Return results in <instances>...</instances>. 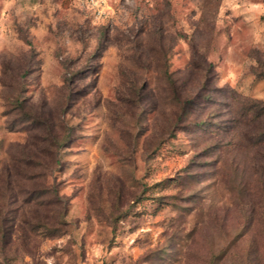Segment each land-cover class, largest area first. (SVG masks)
Segmentation results:
<instances>
[{"label":"rangeland","instance_id":"1","mask_svg":"<svg viewBox=\"0 0 264 264\" xmlns=\"http://www.w3.org/2000/svg\"><path fill=\"white\" fill-rule=\"evenodd\" d=\"M168 76L201 96L174 136ZM253 101L264 0H0V264H264V116L230 121ZM52 117L59 199L24 226Z\"/></svg>","mask_w":264,"mask_h":264},{"label":"trees","instance_id":"2","mask_svg":"<svg viewBox=\"0 0 264 264\" xmlns=\"http://www.w3.org/2000/svg\"><path fill=\"white\" fill-rule=\"evenodd\" d=\"M174 85V81L169 77L167 80V86L171 93L168 98V102L172 107L175 106V108L177 109V111L173 115L174 119L171 121V128L169 131L170 136H174L176 134L177 129L181 126V124L189 121L190 117H192L191 115H193V111L196 107L197 101L201 98L198 91L191 92L188 88L178 91ZM15 105L22 112L24 111L21 103L19 104V102H17ZM260 106L261 103L258 102H246L245 104H241L238 112L236 111L235 113H233L234 111L231 110L233 108L232 105L230 108V121H233L237 125V130L242 129L243 126L250 127L251 125H257V123L262 122L261 120L264 116V107ZM27 116L31 117L29 113H27ZM26 119L30 120V118ZM40 121L43 123L44 132L40 135V146L37 147L39 158L37 159L35 157V161L33 158L25 159L24 164L26 165V168L23 167L21 173L18 174L19 180H17L20 183V187L22 186V188L24 185H26V183H30L32 181H36L38 183V186L35 190H30L27 189L28 187H24V190L22 192L24 194V198L22 197L21 204L16 210V213H18L16 219L18 221H21L24 226L30 225L32 221L41 222L45 220L46 222L47 220H49L48 217H40L36 212L32 213V208L35 205V200L30 197L32 193L38 194L39 197H41V195L45 196L53 194V196L57 200L59 199L56 190L53 187V183L49 182V179L52 178L54 169L58 164L60 149L71 138L67 129L64 127H61L59 129L60 131L56 130L57 133L54 131V129H57L56 127L58 126L55 124L53 117L50 118L51 122L48 120ZM204 123L205 122L203 120H197L193 124H191V126L202 127ZM186 125L188 126L190 124ZM257 135L259 136L261 135V133L258 132ZM33 166L39 168L41 172L39 174L31 173L29 169ZM12 176L13 175H11L10 178H12ZM11 184L12 183L10 181V185ZM48 192H51V194H49ZM40 203L44 205V202ZM40 205L41 204H39V206ZM30 214H32V217L27 216Z\"/></svg>","mask_w":264,"mask_h":264}]
</instances>
